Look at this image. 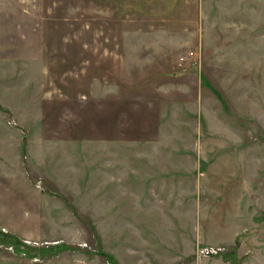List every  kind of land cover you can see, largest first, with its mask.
<instances>
[{
  "label": "rangeland",
  "instance_id": "rangeland-1",
  "mask_svg": "<svg viewBox=\"0 0 264 264\" xmlns=\"http://www.w3.org/2000/svg\"><path fill=\"white\" fill-rule=\"evenodd\" d=\"M106 255L264 264V0H0V264Z\"/></svg>",
  "mask_w": 264,
  "mask_h": 264
},
{
  "label": "built area",
  "instance_id": "built-area-1",
  "mask_svg": "<svg viewBox=\"0 0 264 264\" xmlns=\"http://www.w3.org/2000/svg\"><path fill=\"white\" fill-rule=\"evenodd\" d=\"M194 56H195V53L193 50H191L187 54L180 56V59H179L180 63H182L183 61H185L188 58H194Z\"/></svg>",
  "mask_w": 264,
  "mask_h": 264
},
{
  "label": "trees",
  "instance_id": "trees-1",
  "mask_svg": "<svg viewBox=\"0 0 264 264\" xmlns=\"http://www.w3.org/2000/svg\"><path fill=\"white\" fill-rule=\"evenodd\" d=\"M17 243H18V241L14 244V245H16V247H19L18 245H17ZM66 247V246H65ZM15 248V247H14ZM20 248V247H19ZM19 251H24L23 249H18ZM107 256V255H106ZM108 257V256H107ZM108 258H111V260H113V263L114 264H118L117 262H116V260L113 258V257H108Z\"/></svg>",
  "mask_w": 264,
  "mask_h": 264
}]
</instances>
